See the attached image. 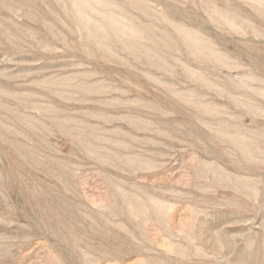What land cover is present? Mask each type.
I'll use <instances>...</instances> for the list:
<instances>
[{"label":"rangeland","instance_id":"374dc122","mask_svg":"<svg viewBox=\"0 0 264 264\" xmlns=\"http://www.w3.org/2000/svg\"><path fill=\"white\" fill-rule=\"evenodd\" d=\"M0 264H264V0H0Z\"/></svg>","mask_w":264,"mask_h":264},{"label":"bare ground","instance_id":"6f19581e","mask_svg":"<svg viewBox=\"0 0 264 264\" xmlns=\"http://www.w3.org/2000/svg\"><path fill=\"white\" fill-rule=\"evenodd\" d=\"M227 245V244H226ZM219 247V246H218Z\"/></svg>","mask_w":264,"mask_h":264}]
</instances>
